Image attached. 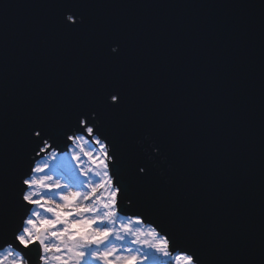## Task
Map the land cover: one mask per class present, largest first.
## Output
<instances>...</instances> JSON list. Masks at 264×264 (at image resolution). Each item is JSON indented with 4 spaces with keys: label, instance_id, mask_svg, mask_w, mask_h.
<instances>
[{
    "label": "water",
    "instance_id": "obj_1",
    "mask_svg": "<svg viewBox=\"0 0 264 264\" xmlns=\"http://www.w3.org/2000/svg\"><path fill=\"white\" fill-rule=\"evenodd\" d=\"M67 3L82 5L80 33L61 27ZM105 35L122 42L104 49L123 55L117 64L101 58ZM101 79L123 84L168 148L164 198L181 227L214 264H260L264 0H0V144L6 133L16 151L24 119L83 101Z\"/></svg>",
    "mask_w": 264,
    "mask_h": 264
},
{
    "label": "snow or ice",
    "instance_id": "obj_2",
    "mask_svg": "<svg viewBox=\"0 0 264 264\" xmlns=\"http://www.w3.org/2000/svg\"><path fill=\"white\" fill-rule=\"evenodd\" d=\"M60 7L68 9L62 29L80 33L86 23L82 5ZM96 43L104 63L121 61L123 55L106 54L122 51L118 37L100 36ZM55 139L73 154L58 153ZM81 141L90 145L87 151L81 147L86 169L72 149ZM47 153L50 161L36 166V157ZM173 170L165 143L120 82L98 80L83 101L61 104L54 115L24 119L16 151H10L6 133L0 144V264H30L32 252L39 264H136L138 257H156L159 264H214L194 234L181 227L176 206L164 198L172 191L168 174ZM37 173H43L39 180ZM101 190L108 195L100 197ZM122 200L129 218L121 224ZM135 225L146 226L151 242L136 238L142 229ZM260 247L264 264V224Z\"/></svg>",
    "mask_w": 264,
    "mask_h": 264
},
{
    "label": "rangeland",
    "instance_id": "obj_3",
    "mask_svg": "<svg viewBox=\"0 0 264 264\" xmlns=\"http://www.w3.org/2000/svg\"><path fill=\"white\" fill-rule=\"evenodd\" d=\"M81 147H83V149H85L86 147H90V145H88L84 141H81L80 149H81ZM81 152H82V154H84V151H81ZM83 162H86V164H87L88 163V159H85ZM88 166L89 165H87V167ZM42 175H43V173H42ZM46 183H52V181H46ZM35 191L37 193L43 194V190L40 189V188H36ZM107 195H108L107 190H101L100 193H99V196L100 197H106ZM57 199H58V197H57ZM127 221H128V217L120 216L119 223L122 224V223H126ZM132 226L133 225H130V227H132ZM118 227H119V224H118ZM135 227L142 229V231L137 234V237L136 238H138L141 242H143L144 240H148L149 242H151V237H149V236L146 235V233H147L146 226H144V225H135ZM114 243L119 244L118 241H114ZM133 247H135V246H133ZM141 247H142V250H147L146 248H144L143 244L141 245ZM124 254L126 255L127 253H124ZM149 254L151 256V252ZM49 264H55V262L54 261H50ZM93 264H99V262L93 261ZM136 264H159V261H158V259L156 257H152V258H150L148 260H144V259L138 257V260H137Z\"/></svg>",
    "mask_w": 264,
    "mask_h": 264
},
{
    "label": "bare ground",
    "instance_id": "obj_4",
    "mask_svg": "<svg viewBox=\"0 0 264 264\" xmlns=\"http://www.w3.org/2000/svg\"><path fill=\"white\" fill-rule=\"evenodd\" d=\"M80 144H78V145H72V149L75 150V153L77 155H79V156L82 157V159H81V161L79 163L81 164V166L83 168L86 169L87 168V165H89V162L87 164H86V162H83L87 158H86V156L84 154H82L81 149H80ZM88 149H89V147H86L84 149V151H87ZM66 151H68L69 157L73 154V152L71 150H68L67 149ZM50 159H51V153H47L45 156H43V159H39L35 164H36V166H41V165H43L45 163V161H50ZM73 163H75V161ZM41 175H42V173H37L34 178L37 179V180H39L41 178ZM53 179H55V177H53Z\"/></svg>",
    "mask_w": 264,
    "mask_h": 264
},
{
    "label": "clouds",
    "instance_id": "obj_5",
    "mask_svg": "<svg viewBox=\"0 0 264 264\" xmlns=\"http://www.w3.org/2000/svg\"><path fill=\"white\" fill-rule=\"evenodd\" d=\"M65 19H67V14H66V16H65ZM118 49L116 48V46H113V49H112V51H117Z\"/></svg>",
    "mask_w": 264,
    "mask_h": 264
}]
</instances>
